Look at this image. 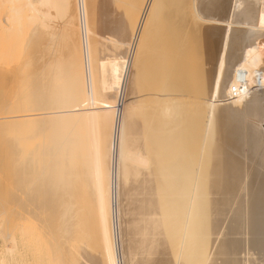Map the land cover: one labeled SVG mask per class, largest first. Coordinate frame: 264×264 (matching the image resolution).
I'll return each instance as SVG.
<instances>
[{
  "label": "bare ground",
  "instance_id": "6f19581e",
  "mask_svg": "<svg viewBox=\"0 0 264 264\" xmlns=\"http://www.w3.org/2000/svg\"><path fill=\"white\" fill-rule=\"evenodd\" d=\"M18 1L39 113L0 74V264H264V90L228 99L264 75V0Z\"/></svg>",
  "mask_w": 264,
  "mask_h": 264
},
{
  "label": "rangeland",
  "instance_id": "374dc122",
  "mask_svg": "<svg viewBox=\"0 0 264 264\" xmlns=\"http://www.w3.org/2000/svg\"><path fill=\"white\" fill-rule=\"evenodd\" d=\"M12 1H14V4H13ZM23 1H24V0H23ZM26 1H27V0H26ZM17 2H18L19 4H18ZM21 2H22V1H21ZM21 2L18 1V0H16V2H15V0H0V20H2L3 17H4V15L7 14V13H8V15H6V16H8L7 18H8V19L11 18V19H10V20H11V21H10L11 23H9V24H10V27H9V28H8V27L6 28V27L3 26L2 24H0V25L3 26L4 28H6V29H3L2 27H0V74H1L3 77L6 76V77H5L6 80L9 79L7 82L5 81V84H4V86H6V87L8 86V91H9L10 88H11L10 91L13 92V90H14L13 88H14V87H12V85L16 86L17 81L20 80V79L22 78V75H24L23 77H24L25 80L22 78L21 81L24 82L25 84L27 83L26 85H24V84L21 83V81H18V83H21L22 85L19 84V86H20V88H19L18 83H17V86H16L15 88L18 87L20 90H17V89H16L17 91L14 90V92H15L14 94L16 95V97H15V95H14L13 93H12V94H13L14 97H12L11 94H10L9 92H5V93H9L10 96H8V97H12V98H13V100L10 99V100H12V101L14 102V103H13V102L11 101V103H13V107H14V105H15V107L13 108V111H16V112L20 115V116H19L17 113L14 112L15 114H12V116L15 115V117H16V115H17V117H22V116H25L26 114H27L26 116H28V115H31V114L33 115L34 113H35V114L39 113V112H37L36 110L33 112L34 109H38V108H35L31 103H30L31 105L28 104V106H27V107H30V106H31V107H30L31 109L28 108V110H27V107H26V103L29 102V99H28L29 97L27 98L26 95H27V94L29 95L28 92H31V90H32V87H31V86L29 87V85H31V84H29V83L34 82L35 79H36V80H35L34 83H36V82H37V76L39 77L40 74H38V73L36 72V70H35L36 67H37L36 69H38V65H37V66L35 65L37 62H36V60H35V62L33 61V59H34L33 57H32V58H33L32 60L30 59V60H31L30 63L32 62L31 64H33V67H34V68H33V70H32V73L30 72V71H31L30 68L32 69V66H30L31 64H30L29 61H28V60H29V59H28V58H29V57H28V54L30 55L31 51L33 52V50H32V48H29V46L31 45L30 47H32V45H34V44H32L33 41H32V42H28V41H29L30 38L32 39L31 33L33 34L34 29L32 30V25H33V23H32V25H31V21H32V20L28 18V17L30 16L29 14L31 13V12H30V7H29V5L26 6V2H25V6H26V7H25V6H20V3H21ZM27 2H28V1H27ZM23 4H24V2H23ZM23 4H21V5H23ZM27 4H28V3H27ZM18 5H19L20 7H19ZM21 7H22V8H21ZM27 7H28V8H27ZM28 9H29V10H28ZM28 11H29V13H28ZM52 13H53V12H52ZM55 14H56V13H55ZM55 14L53 13L52 15H55ZM2 15H3V16H2ZM9 15H10V16H9ZM1 16H2V17H1ZM52 17H54V16H52ZM55 17H57V16L55 15ZM55 17H54V18H55ZM58 18H59V17H58ZM60 18H61V17H60ZM60 18H59V19H60ZM62 18H63V16H62ZM55 19H57V18H55ZM55 19H54V21H55ZM59 19H57L55 22H51L52 24H49V23H50L49 20H50V21L53 20V19H50V18H49V19H48V22H49V23H48V29H45L46 27H44V30H46V31H47V30H53L54 27H56L57 25H58V28H59V29H60V28H61V29L64 28V27H63L64 19H61V20H59ZM0 22H1V21H0ZM8 22H9V21H8ZM59 25H60L61 27H60ZM206 25H207V24H206ZM33 28H34V27H33ZM56 28H57V27H56ZM58 28H57V30H58ZM61 29H60V30H61ZM31 30H32V31H31ZM30 32H31V33H30ZM58 32H59V34L61 33V34H60L61 36H60L59 38H61V40H62V37H63V34H62V33H63V32H62V31H59V30H58ZM27 35H28V36H27ZM30 36H31V37H30ZM27 37H29V38H27ZM31 39H30V41H31ZM32 40H33V39H32ZM27 43H28L29 46L26 45ZM25 47H26V48H25ZM24 48H25L26 50H25ZM30 49H31V50H30ZM23 51H24V52H23ZM26 51H27L28 54L26 53ZM29 51H30V52H29ZM34 52H35V51H34ZM34 52H33V53H34ZM24 54H25V55H24ZM26 55H27V56H26ZM33 55H34V54H33ZM23 56H24L25 59L23 58ZM25 56H26V57H25ZM30 56H31V55H30ZM22 61H23V63L25 62L26 65H27L26 62L28 61L29 65H27V66L21 68V69H22V70H21L20 67L24 66L23 63H22ZM33 62H34L35 64H34ZM20 64H21V65H20ZM29 66H30V68H29ZM27 67H28L29 70H30V71L28 70L29 72H28L27 70L25 71V69H28ZM46 67H48V66H46ZM10 68H11V69H10ZM12 69H14V70H12ZM16 69H17V70H16ZM18 69H19V70H18ZM47 69H48V68H47ZM1 70L5 72V75H3L4 72H3V74L1 73ZM34 70H35V73H34ZM16 71H17V72H16ZM11 72H13V73H11ZM22 72H26L27 75L24 74V73H22ZM27 72L30 73V74L28 75ZM19 73H20V74H19ZM13 74H14L15 76L18 75L17 77H19V78H16L15 76L13 77ZM21 74H22V75H21ZM33 74H34L35 76H34ZM19 75H20L21 77H20ZM25 75H26V77H25ZM31 75H32V76H31ZM36 75H37V76H36ZM32 77H34V78H32ZM35 77H36V78H35ZM13 78H14V79H13ZM15 78L18 79V80H16ZM26 78H29V79L32 78L33 81H31V79H30V82H29V81H28L29 79L27 80ZM39 78H40V77H39ZM11 80H12V82H15V84L13 83V84L11 85ZM13 80H14V81H13ZM23 80H24V81H23ZM61 81H62V80H61ZM32 84H33V83H32ZM21 86H22V87H21ZM24 86H25V87H24ZM26 86H27V87H26ZM23 87H24V88H23ZM25 88H26L28 91H27ZM29 88H30V91H29ZM4 89H5V87H4ZM23 89H24V90H23ZM21 90H22V91H21ZM4 91H5V90H4ZM18 91H19V92H18ZM21 92L24 93V94H22ZM19 93H21V94H19ZM17 95H19L20 97L17 96ZM21 95H25L26 97L24 96V97L22 98ZM16 98H22V99H16ZM25 98L27 99L26 101H28V102L25 101ZM21 100L25 101L26 103H23V101H21ZM18 101L21 102V105L23 104L24 107H23V105H22V107H21V105H19L20 103H19ZM15 102H17V103H15ZM16 105H19L18 108H17ZM20 107H21V108H20ZM32 107H34V109H32ZM16 108H17V109H16ZM25 108H26V109H25ZM20 109H21V110H20ZM23 109H24V111L26 110V111H28V112H26V111L24 112V111H23L24 113L21 114L20 111H22ZM31 110H32V113H31ZM29 111H30V112H29ZM19 112H20V113H19ZM21 115H22V116H21ZM51 123H53V122L50 121V124H51ZM45 126H46V128H47V127L49 126V123H48V126H47V123H46ZM53 126H54V125L52 124L48 129L50 130V128L53 127ZM261 128H262L261 130L264 131V124H262V127H261ZM37 129H38V128H37ZM37 129L35 130V132H33V130H32V131H29V133H30V132H32V133H30V134H26V135H27L26 139H27V140L30 139V138L28 137V135H31V136L33 137V135H32L33 133H35V135H37V133H36V132L38 131ZM44 130H45L46 132L49 131V130H46V129H44ZM54 131H55V130H54ZM48 134H49L48 136H50V133H49V132H48ZM24 136H25V135H24ZM31 136H30V137H31ZM48 136H47V137H48ZM54 136H55V135H54ZM34 137H35V138H34V139H35V143L37 142V143L35 144V148H36V145H37L38 143L41 142V143L38 145L39 147L37 146L36 149L33 148V146H34L33 143H32L33 146L30 145L31 143H29V141H30V142H33V141H32L33 138H32V140L30 139L28 142H25L26 140L21 139V142H22V140H23V141H24L23 143H24L25 145L28 143L29 146L32 147V150L34 149V151H38V152H39V148H40V147H43V148H40V149L44 150V151L46 152L45 154H47L48 150H50L51 148H53L54 145H55V147H54L53 149H51L52 151L55 150V149H58L57 145H60V144H58V142H59V141H58L59 137H58V139H57V137L54 138V140L56 139L58 142H57V141L54 142V141L52 140V142H53V143H57V145H56V144L52 145L53 143H50V144L52 145V146L50 145V146H51L50 149L47 148V146L49 147V144H48V145L45 144V143H47V141H48V143H49V140H51L50 138H47V139H49V140H47V141H46V140H41V141L39 142V140H40L41 138H38V136H37V137L34 136ZM39 137H40V135H39ZM28 138H29V139H28ZM36 139H38V141H37ZM42 141H44V143H43ZM50 142H51V141H50ZM42 143H43L44 145H43ZM59 143H60V142H59ZM28 144L26 145L27 147H29ZM40 145H41V146H40ZM46 145H47V146H46ZM44 146H46L47 149H46ZM56 147H57V148H56ZM29 148H30V147H29ZM59 149H60V146H59ZM51 150H50V151H51ZM20 156H22V159H21V157H18V161H19L18 163H19V165H21L22 162L24 163V161H25V159H26V157H27V156L24 155V154H22V155H20ZM23 156H26V157H23ZM28 158H29V157H27V159H28ZM50 158H51V157H50ZM19 159H20V160H19ZM23 159H24V160H23ZM20 161H21V163H20ZM51 163H52V165H50V167L53 166V165L55 166V164H53V160H52ZM54 166H53V167H54ZM53 167L50 168V170H51L52 173H53V171H54V170H53ZM38 171L41 172V170H38ZM40 172H39V173H40ZM36 173H37V171H36ZM39 173H38V174H39ZM0 223H1V221H0ZM26 224H27V222H26ZM28 224H29V223H28ZM22 225L25 226V222H24V223H20V224H18V228H16V230L19 231V228H20ZM0 226H1V224H0ZM26 226H28V225H26ZM26 226H25V228H26ZM30 226H31L32 228H31ZM28 227H29V229H30V228L33 229V225H32L31 223H30V225H29ZM25 228H24V229H25ZM0 229H1V228H0ZM21 229H22V228H21ZM31 229H30V230H31ZM16 230H15V234H16V236H19V235H17V233H19V232H17ZM31 231H32V234H31V235H30V234L28 235L29 238H30V240H31V238H32V235H34L35 232L37 233V231H35L34 233H33V230H31ZM29 232H30V231H29ZM36 233H35V235H36ZM38 233H39V232H38ZM38 233H37V235H38ZM19 234H20V233H19ZM28 236L26 235L27 238H28ZM30 236H31V237H30ZM38 236H39V235H38ZM40 236H41V235H40ZM40 236H39V237L36 236L38 239H37L35 236H34V237L36 238V240L40 241V243H41V242L43 241V238H41L42 240L39 239ZM34 237H33V238H34ZM33 238H32V240H31L32 243H33V241L35 240V239L33 240ZM36 240H35V241H36ZM44 242H45V240H44L42 243H44ZM40 243H39V244H40ZM42 243H41V246L39 245V246L41 247V248H40L41 252L39 253V255L41 254L40 256H42V257L38 256L39 258H41V259H39V258H38V259L40 260V262H42V264H46V263H47V264H54V260H51L53 263H50V262H49L50 260H48L47 257H46V256H47L46 254H47L49 251L51 252L50 254L53 253V252L51 251V249H48V248H47V246H48L47 244H45V246H46V248L48 249V251H47V252L45 251V252H46V254H45V255H46V256H45L46 258L43 259V258H44L43 256H44V253H45L43 250H45L46 248L43 246L44 244H42ZM45 243H46V242H45ZM32 246H33V244H32ZM43 247H44L45 249H44ZM48 247H49V246H48ZM49 248H50V247H49ZM42 249H43V250H42ZM32 250H33V249H32ZM42 251H43V254H42ZM50 254H49V255H50ZM49 255H48V256H49ZM51 256H52V258H53V256H55V254H52ZM55 257H56V256H55ZM50 258H51V257H50ZM50 258H49V259H50ZM55 259H57V257H56ZM42 260H43V261H42ZM44 260H45V261H44ZM47 261H48L49 263H48ZM40 264H41V263H40ZM57 264H58V263H57Z\"/></svg>",
  "mask_w": 264,
  "mask_h": 264
},
{
  "label": "built area",
  "instance_id": "2783aa9c",
  "mask_svg": "<svg viewBox=\"0 0 264 264\" xmlns=\"http://www.w3.org/2000/svg\"><path fill=\"white\" fill-rule=\"evenodd\" d=\"M251 79L252 83L250 84L247 72L242 69H237L233 82L229 86V101L246 97L254 91L264 90V75L261 72L256 71Z\"/></svg>",
  "mask_w": 264,
  "mask_h": 264
}]
</instances>
